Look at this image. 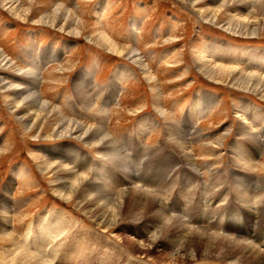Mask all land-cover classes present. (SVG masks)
I'll use <instances>...</instances> for the list:
<instances>
[{
	"label": "rangeland",
	"instance_id": "rangeland-1",
	"mask_svg": "<svg viewBox=\"0 0 264 264\" xmlns=\"http://www.w3.org/2000/svg\"><path fill=\"white\" fill-rule=\"evenodd\" d=\"M1 1L0 51L13 66L10 70L0 69V78H8L9 84L24 89L35 87L41 100L51 108H56L58 113L56 117L36 119L35 124H32L36 117L31 120L30 117L26 118L23 108L14 111L10 105L14 101L13 94H2L0 91V264L9 262L10 257H16L12 254L16 246H21L23 251H34L36 246H29L31 237L25 236L31 222L35 232L31 236L38 239L42 231L38 230L36 222L51 224L61 213L73 227L66 229L53 242L51 239L45 248L41 245L39 250L44 252L53 244L68 243L71 246L76 241L75 233L84 231L93 238V243L89 240L93 249L88 251L85 248L84 256L88 254V261L81 257L75 262L65 260L62 259L63 252H60L49 264H126L127 261L148 264V258L154 261L158 260V254L163 255L146 250L133 252L115 236L119 234L143 244L151 243L152 234L145 230L154 226V223L124 220L104 232L92 221L93 218L83 213L79 199L73 197L64 202L52 192L55 188L51 185L59 176L52 171L44 174L41 169L43 164H64L75 172L74 180L78 176L88 179L92 185L94 182L98 185L106 183L108 187L111 185L110 188H116V194L142 189L157 197L165 213L175 215L194 230L204 229L215 234L207 227L193 226L192 218H195L196 213L190 207L198 205L196 202L200 201L199 197L193 196L195 191L192 195L183 191L173 193L168 188L170 184H165L166 180L164 183L159 181L153 170L148 174L141 172V169L137 171L136 168L143 167V162H148L150 157L154 160L166 155L163 157L168 161L166 165L196 167L200 175V187L209 180H225L224 184L228 187L225 190H230L232 203L218 192L204 194V198L219 199L206 212V216L221 217L229 210H236L239 217L235 219L248 221V204L255 202L260 218L251 225L255 231L264 232V122L259 126L262 117L258 116V122L257 116L250 113L253 107H258L264 114V100L242 93L232 88L230 83L217 84L206 79L196 65L198 57L237 68L244 73L264 76V66L256 68L244 59H237V55L243 51H264V0H245L260 1L259 5L234 3L227 6H223V0H34L31 5L28 0H19L24 8L30 9L25 22L21 20L19 12L4 8ZM58 6L65 9L60 14L65 16L69 11L74 19L83 22L84 28L79 36L35 23L39 18L50 16ZM210 14H218L214 25L208 20ZM242 19L254 25L248 30L250 32L242 30V34H233L222 27L227 21L231 23ZM132 22L136 24L135 28H132ZM70 25L74 28V24ZM95 33L107 35L106 38L125 49V53L122 56L111 54L90 43L89 39ZM132 51H137L142 66L128 58ZM21 71L27 73L26 78L17 76ZM31 73H39V80L31 81ZM205 94L211 95L212 99L206 100ZM206 101L211 105L208 108ZM57 119L102 130L108 134L116 150L121 149L124 139L137 140L129 148L138 149V154L131 159L139 156V149L155 150V154L150 155V152L140 163V158L131 161L136 164V168L131 179L127 178L126 184L129 181L131 183L117 185V182L123 183L124 169L120 163L109 161L107 153L112 155L109 149L100 151L102 148L72 138L45 140L55 132ZM240 123L247 127H253L256 123L257 129L253 130L256 131L255 136L259 137L257 144L247 141L249 134L240 132ZM170 137L185 139L191 157L189 163L176 153L175 146L168 140ZM241 147L246 149L243 159L254 161V172L235 166L239 161L243 164ZM55 151H63V155L67 153L68 158L62 161L54 154ZM70 152L75 153L68 154ZM127 162L131 163L129 160ZM238 169L248 175L247 180L253 183L252 189L255 182L258 183L256 195L251 194L252 189L245 192L235 190L230 176L235 174L231 170ZM188 176V172H181L177 182H184ZM141 177H149L148 181H152L150 184H157L158 190L145 186ZM185 200L189 201L188 204ZM135 204L127 199L119 217L133 213ZM5 206L11 214L7 224L2 213ZM154 212L150 214L151 217L155 215ZM231 226L233 231L239 227L236 224ZM143 231L146 237L142 236ZM223 237L230 236L225 234ZM166 243V240L154 243V248L164 254L174 250L186 258L190 256L189 253L197 257L193 262L186 261L187 264L232 262L229 257L218 256L216 252L212 255L217 258H200L204 247L198 241L190 243L191 249L186 253L179 247L172 249L171 245L163 250L161 245ZM248 258L241 259L242 262L237 264H251Z\"/></svg>",
	"mask_w": 264,
	"mask_h": 264
},
{
	"label": "bare ground",
	"instance_id": "bare-ground-1",
	"mask_svg": "<svg viewBox=\"0 0 264 264\" xmlns=\"http://www.w3.org/2000/svg\"><path fill=\"white\" fill-rule=\"evenodd\" d=\"M28 1H29L28 2L29 5H31L30 4L31 2L32 3L34 2V0H28ZM252 1L223 0V3H224L223 6L225 5L227 6V5L234 4V3L243 4V5L247 3L249 4L254 3L255 5H259L261 3L260 1H254V2ZM1 5L4 8L9 9L11 12L12 11L19 12V14L22 15L21 20L23 22L27 21V16L30 14V9L24 8V4L19 3V0H2ZM62 10H65V9L58 6V8H56V10L50 16H47L46 18L45 17L39 18V20L35 21V23H38L40 25L51 26L53 28H57L61 30L62 32L67 31L69 34L73 36H79L81 34V30H83L84 28L83 22L80 21L79 19H74V17L71 16V13L69 11L66 12L68 15L65 14V16L60 14ZM208 16L210 17L208 18L209 22H211L210 24L211 25L216 24L218 14H210ZM225 23L226 24L222 26L224 30H227L229 32L232 31L231 33L233 34H242L241 33L242 30H244L245 32H250L248 30L252 29V27L254 26L250 24L251 23L250 21L248 20L245 21V19H242L237 22H231V23L230 21H227ZM70 24H74V28L69 27ZM133 24L134 26L132 28H135L136 24L135 23ZM106 36H104L101 33H95L91 37L89 36L90 37L89 42L93 43L94 45H97L98 47H100L101 49L107 52H110L111 54L122 56L125 53V49H122L119 46H116L115 44L110 42L106 38ZM138 56L139 55L137 51H132L130 54H128V58H130L136 64L142 66V61L138 58ZM237 59H244L249 64H252L254 67L256 66V68H260L264 66V51L263 52H261L260 50L259 51L252 50V51H246V52L243 51L237 55ZM196 65H197V69L199 70L200 74H202L206 79L214 83H217V84H224V83L229 84L230 83L232 88L242 93L244 92V93L255 95L264 100V76L257 75L254 73L253 74L244 73L243 71H240L237 68L226 67V66L211 62L203 58H198V57L196 58ZM12 66L13 64L10 62V60L7 57H5L0 51V69L10 70ZM62 69L64 70V68ZM26 74L27 73L25 71H21L17 73V76L18 75L24 76L26 78L27 77ZM30 75H31L30 80L33 82H35V80H39L38 78H40L39 73H36V74L31 73ZM7 80L0 78L1 93L2 94H13L12 96H14L13 97L14 101L10 104L11 107L14 109V111H17L18 109L23 108L26 112L24 116L26 118L30 117V120L33 117H36L35 119L32 120V124H35L36 119H40L41 117L49 118V117L57 116V113H58L57 109L51 108L48 105V103L43 102L37 92L38 90L35 91L36 90L35 87H33V89L32 88L24 89L22 87H17L13 84H9ZM205 97L207 98L206 100L208 101L212 99L211 95L205 94L204 98ZM16 98H19V100H17L18 102L16 101ZM208 106H211V105H208L206 101V107L208 108ZM247 106L248 105H246V107ZM248 108L249 107H247L246 109L249 110ZM250 113L252 114L254 113L255 116H257V118L258 116L259 118L262 117L261 118L262 122H260L258 118V122H260L258 124L259 126L264 122L263 120L264 114L260 108L253 107V109L250 110ZM21 119L24 120V118H21ZM189 123H192V122L189 121ZM255 124L253 127L242 126L241 124L242 127L240 126V132H242V134L243 133L249 134L247 135L248 136L247 141L257 144L256 141L258 142L257 139L259 137L255 136L256 131L254 132L253 130V129L255 130L257 129V125ZM56 127L57 128L55 129V132L49 134L45 140L53 141V140L72 138L80 142L81 141L85 143L87 142L90 146L102 148L100 149V151L109 149L112 152V155L111 154L108 155L107 153V156L110 157L109 161H111L112 163H117V162L120 163L121 168L124 169L125 178L123 179L122 182L125 184L123 183L119 184L117 182V185L126 186V185H129V183H131V181H129L126 184L127 178L131 179L133 169L136 168L135 167L136 164H134L131 161L133 160L136 161L137 158L138 159L140 158L138 161L140 163L141 159L147 157V155L150 154V152H151L150 155L155 154V150L145 151V150L139 149V156H137V158L131 159L132 156H135L138 154V149L134 147L131 149L129 148L131 147V145L135 144V141L137 140L131 141L129 139H124V141L122 142L121 149L116 150V148H114V144L110 142L111 139L109 138L108 134L103 132L100 129L94 130L92 129V127L85 128L84 126L78 123L66 121L63 119H57ZM168 140L171 145L175 146L176 151H177L175 152L189 163V159L191 160V157L187 150L188 148H187L185 139L181 137H175V138L170 137L168 138ZM263 143H264V140H263ZM258 148H260V146ZM241 149L242 150L240 154L242 155L241 160L243 161V164H241L239 161L238 163L236 162L237 164L235 163L236 164L235 166L247 172H254L255 171V166L253 164L254 161L252 159H246V158L243 159V157H245L246 155V149H244L243 147H241ZM74 153L75 152H70L68 154H74ZM54 154H56L57 157H59L62 161L65 158H68L67 153L66 154L64 153L63 155V151L62 152L55 151ZM165 156L166 155L162 156L161 159L155 158L154 160H151L150 159L151 157H150L148 162H143V167L141 166V168H136V169H138L137 171L141 169V172L144 171L145 174H148L150 173L149 172L150 170H153L154 172H156V178L159 179V181H162L163 183L167 181L165 184L167 183L170 184L168 188L173 190V193L175 191H178V193H180V191H183L185 194L187 193V194L192 195V192L195 191L196 194H193V196L199 197L200 201L196 202V204L198 205H194L191 202V204L194 206L193 207L191 206L190 208H192L196 213L195 218L194 217L192 218L193 226L195 228L207 227V230L212 229V231L215 234L209 233L204 229L194 230L190 226L186 225L180 218L175 217V215L172 216L168 213H165L162 210V204L157 199V197L151 193L142 191V189L136 188L131 191L129 190L128 192L122 191L116 194L115 193L116 188L113 187L115 189L114 190L110 188L111 185L108 187L106 183L104 185H98L97 183L94 182L95 185L94 184L92 185L91 182L88 181V179L84 177H78V176L74 180L75 172L70 169H67V167L64 164L63 165L43 164L41 169L44 174H48L50 171L54 172L55 174H58L59 179L56 180V182L51 185L55 188V189H52V192H54V194L64 202L70 201L73 197L79 199L81 201V208L83 209V213L87 217L93 218L92 221L94 220L97 226L102 228L104 232H108L110 228H113L118 223L124 220L127 222H132V223H139L141 221H148L147 223H154V226L147 227V229L145 230L146 233L152 234L151 243L146 242V244L145 243L143 244L137 241L136 239L129 238V237H121V235L119 234L117 235L114 234L119 241L124 242L127 245V247L133 250V252H139V251L146 250L147 252L155 251L157 253L163 254V255L158 254L159 256L153 255V256L158 257V260H154L155 262L151 260L150 258H148L149 260L148 264L149 263L151 264H187L186 261L193 262L194 260L197 259V257L195 255L192 256L191 253H189L190 256L186 258V256L181 255L180 252L176 253L174 252V250H172L170 254H164V252L159 251L158 248H154V243H157V242L162 243L163 240H166L168 242L166 244L161 245V248L163 250L167 249L171 245L172 249L179 247L180 250L186 253L187 251H190L188 249H191V246L189 244L195 243L198 241L204 247V250L202 254L200 255V258L201 257L202 258H211V257L217 258L216 256L212 255L213 252H216L218 256L221 254L222 256H224V258L229 257V259L232 261V262H229V264H232V263L237 264L241 261V259L243 258L246 259L247 257H249L248 260L251 264H264V260H263L264 259V255H263L264 254V232L255 231V229H253V226L251 225L254 223L255 220L260 218V216L258 215V209L256 207L257 205L255 204V202H250L248 204V209L250 210L249 211L246 210V211L250 215V219H248V221H245V219L242 220L243 222L242 225L244 226V228L243 229L239 228L234 231L231 230V227H232L231 225H235L236 223L239 224L238 219H235V217L239 216L236 210L235 211L229 210L227 214L222 215L221 217L213 216L212 218H209V216H206L207 214L206 212L208 210H211V206L214 203H216L217 200L219 201V199L216 198V199L211 200V199H208L207 197L204 198V194L208 195V194H213L215 192H218L220 195L226 196L224 197V199L228 198L229 203H232V199L229 198L230 190L228 191L225 190L226 188H228L226 187V184H224L225 180H223V178L219 180H209L208 183L200 187V175L198 174L199 171L196 169V167L187 166L185 168L181 166L177 167L176 164L166 165L168 161L163 158ZM173 157H175L174 154H173ZM128 160L131 163L127 162ZM163 166H168L169 168H164ZM241 170L239 169L237 171L231 170V172H235V174H233V176H230V178L233 180L232 182L233 187L235 188L236 191L245 192V190L252 189L251 185L253 183L247 180L248 175H246ZM184 171L188 172L189 176L185 178L184 182L182 183L177 182V178L180 177V173ZM235 176H237V179L235 178ZM148 179L149 177L147 178L143 177L142 180L144 182L142 183L148 188L153 187V189L157 191L158 185L150 184L152 181L151 180L148 181ZM234 181H235V184H234ZM175 184H177V187ZM257 184L258 183L255 182L254 187L251 190V194H254V195L257 194L256 193L258 192V188L256 187ZM55 186L56 187L59 186V187L56 188ZM196 188L198 189L196 190ZM127 199L129 202L133 201L136 203L135 208L132 209L133 213H131L127 217H124V216L119 217L120 212L122 210V206L124 205ZM188 202H189L188 200H185L186 204H188ZM207 202H210V203L208 205H205ZM2 210H3L2 213L5 216L4 218H6L5 222L7 224L8 223L7 219H9L11 214H9L10 212L6 209V206L3 207ZM153 212L155 213V215L151 217L150 214ZM209 219H212V220L210 221ZM36 224H38V227H39L38 230L42 231V234H39L40 238L33 239V237L31 236L33 235V233H35L32 228L33 227L32 222L26 229L25 236L27 238L31 237L30 238L31 245L29 246L31 247L36 246L37 249L33 248L34 251H32L31 249V252H30L26 250L23 251L21 249L22 248L21 246H16L15 249L11 247L14 251L12 252V254L16 255V257L15 258L10 257L9 262L7 261L5 262V264H49L48 262L52 261V258H55L60 252H63L64 256L62 257V259H65V260H72L75 262L76 259L78 260V258L81 257L82 259L84 258V259H87L88 261L89 256L88 254L84 256L85 254L84 251H85V248L88 251L93 249L91 243H89V240L93 243L92 241L93 238L90 237L89 233L85 231L84 233L82 232L80 234H78L77 232L75 233L76 241H75V244L71 246L68 243L59 244V245L50 244L51 246H49V248L45 250L44 252H41L39 250L41 245L45 248L51 239L53 242L54 239L60 236L62 232H64L66 229L70 230L71 227H73L72 223L66 218L64 214L61 213L59 217L54 218L51 224L44 225L39 221H37ZM145 231H143L144 232L142 234L143 237H146ZM221 231H223L224 233L221 234L220 233ZM225 234H227V236H230V237L229 238L223 237ZM77 235H80L82 237L79 236V238H77ZM37 241H41V242L38 243ZM37 254L39 256H37ZM232 254L233 256H231ZM45 257L47 258V261H44V259H46ZM59 257L61 256L59 255ZM72 258H74V260ZM62 259L60 258V260ZM126 264H134V263L131 261H127Z\"/></svg>",
	"mask_w": 264,
	"mask_h": 264
}]
</instances>
